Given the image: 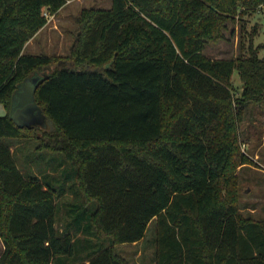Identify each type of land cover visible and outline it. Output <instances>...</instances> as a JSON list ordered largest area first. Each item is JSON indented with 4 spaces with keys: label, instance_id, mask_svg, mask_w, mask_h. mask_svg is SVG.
Here are the masks:
<instances>
[{
    "label": "trees",
    "instance_id": "trees-1",
    "mask_svg": "<svg viewBox=\"0 0 264 264\" xmlns=\"http://www.w3.org/2000/svg\"><path fill=\"white\" fill-rule=\"evenodd\" d=\"M68 1L0 0V264H132L115 245L152 222L154 264H264V219L241 212L233 176L247 160L240 125L264 104V57L252 41L234 58L204 53L264 0H112L81 11L67 55L26 51ZM34 73L50 128L10 116ZM31 138L74 167L63 220L65 187L14 158Z\"/></svg>",
    "mask_w": 264,
    "mask_h": 264
},
{
    "label": "rangeland",
    "instance_id": "rangeland-1",
    "mask_svg": "<svg viewBox=\"0 0 264 264\" xmlns=\"http://www.w3.org/2000/svg\"><path fill=\"white\" fill-rule=\"evenodd\" d=\"M112 0H70L56 14L46 10L48 25L41 33L43 41L31 52H44L56 56H65L75 38L77 29V18L84 8H109ZM223 36L208 40L204 53L207 57L234 58L242 50L248 47L252 41L254 46H260L259 55L264 57V12L257 11L244 16L243 20L235 15L225 22L222 30ZM46 40V43L44 41ZM42 46V47H41ZM245 46V48H243ZM232 82L234 88L241 92L242 81L238 70L234 71ZM253 118L247 117L240 125V152L247 159L246 162L238 165L233 176L236 177L239 193V207L241 212L248 217L264 219V104L254 108ZM7 109L0 102V116L7 114ZM21 122L40 124L48 122L32 116L19 117ZM51 127L48 123L46 126ZM15 139H4L5 142H13ZM17 144V145H16ZM37 141L23 140L16 142L14 158L21 170L28 176L43 177L57 188L66 189V195L58 200L59 217L62 220L66 216L67 206L65 203L74 201L72 189L74 186V167L68 163L64 169H57L61 154L52 153L47 150H37ZM50 174L51 177H48ZM72 204V203H71ZM70 204H68L69 206ZM61 224V223H60ZM154 222L148 228L146 238L137 243H126L115 245V249L132 264H154ZM81 236V235H80ZM4 250L3 240L0 237V254Z\"/></svg>",
    "mask_w": 264,
    "mask_h": 264
},
{
    "label": "water",
    "instance_id": "water-1",
    "mask_svg": "<svg viewBox=\"0 0 264 264\" xmlns=\"http://www.w3.org/2000/svg\"><path fill=\"white\" fill-rule=\"evenodd\" d=\"M43 75L40 73H34L27 77L25 80L18 84V87L13 95V103L11 107L10 116L14 122L20 127H34L41 126L46 127L48 122L40 124H30L29 122H21L19 117H30L32 116L47 120L46 115L36 102L35 92L39 82L42 80Z\"/></svg>",
    "mask_w": 264,
    "mask_h": 264
},
{
    "label": "crops",
    "instance_id": "crops-1",
    "mask_svg": "<svg viewBox=\"0 0 264 264\" xmlns=\"http://www.w3.org/2000/svg\"><path fill=\"white\" fill-rule=\"evenodd\" d=\"M47 25H48V23L41 30H39L32 39H30L27 42V44L25 46V50L26 51L31 52L33 50H38L39 49L38 47H37V49H34L32 46L35 45V44L37 46V45H39L40 42L43 43V41L40 39V36H41V33L43 32V30L47 27ZM44 43H46V40L44 41ZM34 53H36V52H34ZM40 53H42V52H40ZM14 148H15V146L11 147L12 151H14Z\"/></svg>",
    "mask_w": 264,
    "mask_h": 264
},
{
    "label": "built area",
    "instance_id": "built-area-1",
    "mask_svg": "<svg viewBox=\"0 0 264 264\" xmlns=\"http://www.w3.org/2000/svg\"><path fill=\"white\" fill-rule=\"evenodd\" d=\"M259 11L264 12V2L260 5V7H259Z\"/></svg>",
    "mask_w": 264,
    "mask_h": 264
}]
</instances>
